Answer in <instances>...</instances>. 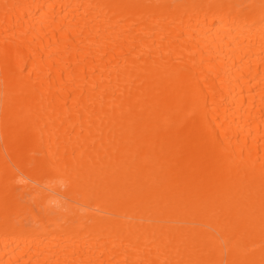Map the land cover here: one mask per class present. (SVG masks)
Masks as SVG:
<instances>
[{"label": "bare ground", "instance_id": "obj_1", "mask_svg": "<svg viewBox=\"0 0 264 264\" xmlns=\"http://www.w3.org/2000/svg\"><path fill=\"white\" fill-rule=\"evenodd\" d=\"M0 264H264V0H0Z\"/></svg>", "mask_w": 264, "mask_h": 264}]
</instances>
